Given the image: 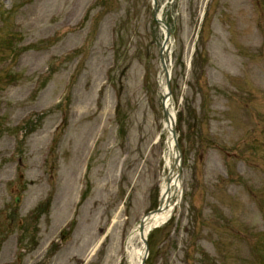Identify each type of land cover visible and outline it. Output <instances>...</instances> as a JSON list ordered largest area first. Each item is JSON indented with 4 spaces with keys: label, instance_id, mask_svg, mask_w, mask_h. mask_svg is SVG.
I'll return each instance as SVG.
<instances>
[{
    "label": "rangeland",
    "instance_id": "rangeland-1",
    "mask_svg": "<svg viewBox=\"0 0 264 264\" xmlns=\"http://www.w3.org/2000/svg\"><path fill=\"white\" fill-rule=\"evenodd\" d=\"M158 6L172 32L183 203L173 224L153 236L146 264H263L264 0ZM161 44L150 0H0V264H128L118 248L120 228L125 222L131 230L157 206L164 180L165 136L154 145L155 125L162 133L164 120ZM60 115L64 127L53 135ZM68 121L76 130L69 126L65 137ZM81 126L78 138L89 142L78 151L70 141ZM19 158L23 178L7 197L2 185ZM85 184L89 198L76 208ZM49 195V215L35 219L33 209ZM72 217L69 236L60 240Z\"/></svg>",
    "mask_w": 264,
    "mask_h": 264
},
{
    "label": "bare ground",
    "instance_id": "bare-ground-1",
    "mask_svg": "<svg viewBox=\"0 0 264 264\" xmlns=\"http://www.w3.org/2000/svg\"><path fill=\"white\" fill-rule=\"evenodd\" d=\"M164 107L168 110V112L170 114L169 115V120H170V117L171 116H174V113H173V111H172V109H171V107L169 105V102L166 101L164 103ZM151 121H152L150 123L151 125L147 129V131H146V136L147 137L149 136V134H150V132L152 130V125L154 124L152 118H151ZM140 122H142V118L140 119ZM165 127H166V132L169 135L170 123L168 122L167 124H165ZM154 132H155V130H154ZM149 141L150 140L147 139V142H149ZM149 144L150 143H147V145H149ZM171 150H172L171 143H168V145H167V153L165 155V165H166L167 168H169L170 167V164H171V161H170V153H171ZM164 191H165V187H163L162 192H164ZM157 221H160V220L158 218H154L152 222L155 223ZM147 223H148V220L146 221V223H144L145 230L148 228V224L149 223L148 224ZM138 236H139V234H138V232H136L135 233V236L133 238L129 239V242H128L127 246H126V249H127V252H128L127 253V257L129 259V263L130 264H139L140 263L141 256L143 255V249H137L136 250V248H134L132 246L131 240H135V238H138Z\"/></svg>",
    "mask_w": 264,
    "mask_h": 264
}]
</instances>
